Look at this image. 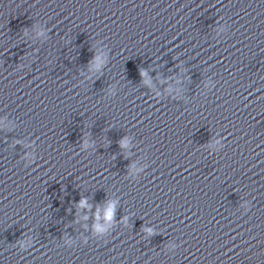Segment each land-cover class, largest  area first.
<instances>
[{
    "label": "clouds",
    "instance_id": "9594fccd",
    "mask_svg": "<svg viewBox=\"0 0 264 264\" xmlns=\"http://www.w3.org/2000/svg\"><path fill=\"white\" fill-rule=\"evenodd\" d=\"M144 75H146V73L142 71L141 76L143 77ZM121 146L122 147L124 146V141H121ZM85 203H86V201L81 200V206H83ZM107 214L109 217H111L113 215V209L111 207H109Z\"/></svg>",
    "mask_w": 264,
    "mask_h": 264
}]
</instances>
